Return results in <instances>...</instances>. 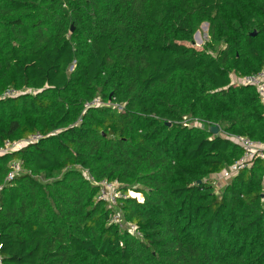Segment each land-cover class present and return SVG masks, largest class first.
I'll use <instances>...</instances> for the list:
<instances>
[{"label": "trees", "instance_id": "obj_1", "mask_svg": "<svg viewBox=\"0 0 264 264\" xmlns=\"http://www.w3.org/2000/svg\"><path fill=\"white\" fill-rule=\"evenodd\" d=\"M262 69L264 0H0V148L44 136L0 154V185L23 168L0 191L4 261L264 264V161L213 185L242 155L229 135L264 142L256 89L232 83Z\"/></svg>", "mask_w": 264, "mask_h": 264}, {"label": "built area", "instance_id": "obj_2", "mask_svg": "<svg viewBox=\"0 0 264 264\" xmlns=\"http://www.w3.org/2000/svg\"><path fill=\"white\" fill-rule=\"evenodd\" d=\"M232 83L240 84V85H248L253 86L260 98L262 105L264 106V69L251 73L246 74L241 77H234L232 79ZM19 93L20 90L15 88H8L2 94L1 98H10L15 97ZM102 102L100 99H94L92 102L86 104V107L93 106V105H100ZM44 136L37 132L31 135L28 139L19 140V141H6L4 146L0 148V154H5L12 152L16 149L22 148L24 145L29 143H36L40 141ZM230 139L237 143L242 149L241 157L236 160L235 163L228 166L224 169L219 177L215 179L213 183L216 181H223L225 184L231 180L234 176H236L241 170L250 167L255 160L261 159L264 161V142L260 140H254L249 136L244 135H229ZM22 163L17 159H12L9 162V172L5 178L4 184L0 185V191H2L3 187L6 184L11 183L16 175L22 172ZM95 185L99 186V194L98 199L110 202L111 206H117L118 199L120 197H125L121 192H119L114 183L109 181L103 180L101 182H95ZM131 197H135L139 200H143V195L141 193H135L133 191L129 192ZM110 223L117 224L120 228H125L124 226H128V230L131 234L138 235L137 227L132 223L125 224L123 215L120 211H114L110 214ZM0 264H7L3 257L0 255Z\"/></svg>", "mask_w": 264, "mask_h": 264}, {"label": "rangeland", "instance_id": "obj_3", "mask_svg": "<svg viewBox=\"0 0 264 264\" xmlns=\"http://www.w3.org/2000/svg\"><path fill=\"white\" fill-rule=\"evenodd\" d=\"M208 28H207V24L204 23L201 28L199 29V31H197V33L194 36V43L196 46H202L207 40H208ZM188 121V120H187ZM190 123H196L195 120L189 121ZM198 123V122H197ZM216 192L218 194H221L223 186L226 185L223 181H216L215 183H213ZM130 195V194H129Z\"/></svg>", "mask_w": 264, "mask_h": 264}, {"label": "water", "instance_id": "obj_4", "mask_svg": "<svg viewBox=\"0 0 264 264\" xmlns=\"http://www.w3.org/2000/svg\"><path fill=\"white\" fill-rule=\"evenodd\" d=\"M72 31H73V28H72ZM253 34H255V32ZM210 130L212 131V133L218 134L219 131H220V128H219L218 125H213V126L210 127Z\"/></svg>", "mask_w": 264, "mask_h": 264}]
</instances>
